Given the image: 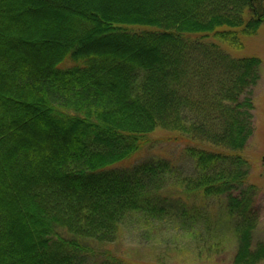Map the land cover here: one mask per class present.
Masks as SVG:
<instances>
[{
	"label": "trees",
	"instance_id": "obj_1",
	"mask_svg": "<svg viewBox=\"0 0 264 264\" xmlns=\"http://www.w3.org/2000/svg\"><path fill=\"white\" fill-rule=\"evenodd\" d=\"M263 23L264 0H0V264H131V213L188 224L224 198L234 264L264 260L241 154L261 59L214 41ZM157 128L194 172L143 157Z\"/></svg>",
	"mask_w": 264,
	"mask_h": 264
},
{
	"label": "rangeland",
	"instance_id": "obj_2",
	"mask_svg": "<svg viewBox=\"0 0 264 264\" xmlns=\"http://www.w3.org/2000/svg\"><path fill=\"white\" fill-rule=\"evenodd\" d=\"M214 41L235 57L261 59L260 79L251 91L254 131L241 152L250 165L248 183L258 188L255 203L260 213L253 231L254 248L264 242V23L257 33L242 35L240 47ZM169 133L157 128L149 134L151 141L142 155L152 156L154 152L172 159L182 174L178 178L181 180L183 175L194 172V161L184 153V142L172 139ZM225 200L209 201L203 217L188 224L177 215L154 219L131 213L119 228L116 250L131 264H234L238 240L226 213ZM257 264H264V260Z\"/></svg>",
	"mask_w": 264,
	"mask_h": 264
},
{
	"label": "water",
	"instance_id": "obj_3",
	"mask_svg": "<svg viewBox=\"0 0 264 264\" xmlns=\"http://www.w3.org/2000/svg\"><path fill=\"white\" fill-rule=\"evenodd\" d=\"M263 160H264V156H263Z\"/></svg>",
	"mask_w": 264,
	"mask_h": 264
}]
</instances>
